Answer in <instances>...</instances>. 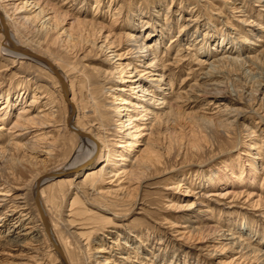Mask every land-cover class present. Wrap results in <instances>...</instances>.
Segmentation results:
<instances>
[{"label":"rangeland","instance_id":"obj_1","mask_svg":"<svg viewBox=\"0 0 264 264\" xmlns=\"http://www.w3.org/2000/svg\"><path fill=\"white\" fill-rule=\"evenodd\" d=\"M3 4L34 21L30 31L8 24L19 46L66 73L78 105L74 123L104 142L89 167L75 176L64 169L40 186L68 264H264V0ZM133 32L153 45L159 61L151 72L149 59L132 53ZM2 39L0 264H60L32 181L76 161L78 136L67 126L57 78L6 56ZM126 63L146 84L163 71L172 85L164 95L154 86L164 106L133 123L141 108L113 104L116 95L139 98L131 82H121L125 73H113ZM90 105L95 111L84 116ZM24 226L34 231L10 242Z\"/></svg>","mask_w":264,"mask_h":264},{"label":"bare ground","instance_id":"obj_2","mask_svg":"<svg viewBox=\"0 0 264 264\" xmlns=\"http://www.w3.org/2000/svg\"><path fill=\"white\" fill-rule=\"evenodd\" d=\"M3 1L4 0H0V15L2 16L3 21H4L5 25L8 28V31H9V39H8L7 43L11 47H16V46H19V45H18V43L16 41V37L14 35V32H13L12 28L9 26L8 23L15 24V22H18V23H20L22 25L23 28H25V30L30 31L35 26L33 24L34 21H32L30 18H27L25 15H22V17H21V15H17L14 11L13 12H9V9L7 8L6 4H3ZM256 1L263 2V0H256ZM24 6L25 5L22 4L20 6V8H23ZM40 28H42V26ZM37 31H39V28H38ZM0 33H3L2 29H1V26H0ZM145 37H143L140 34H138V32L137 33L133 32V34L130 35L129 40L132 43V47L131 48L134 50L133 52L132 51L131 52L135 54V56H134L135 58L137 57L138 59H141L140 60L141 63L143 62L144 59H146V58L149 59V62L146 65L145 68H149V69L151 68L150 69V72H151V71L154 70L153 68L156 67V64L158 63L159 60L157 59L158 57L155 54L154 49L152 48L153 45L148 43L146 41ZM3 39H4V34H3ZM3 39H2V42H1V44H2L1 48H2L3 52L5 51V55L6 56H8L9 58H13V59H25V60H28V61H32V62L40 65L44 69L48 70L50 73H52L49 69H47L42 63H40L36 59H34V58L30 57V56H27V55H25L23 53H20L19 51L14 50V49L10 48V46L4 45L3 44ZM74 47H75V45H72V48H74ZM38 55H40V54H38ZM41 56H43L46 59H48L55 67H57L62 72V74L64 76V79H65V82H66V89H67V92L69 93V100H70V102H71V104L73 106V109H74L73 125L78 130H80L82 132V134H78V133L75 132L77 134V136H78V141H79V146H80V149L78 151L79 152L78 153L79 158L76 161H74L72 164H70L69 166L64 167L63 169L57 170L56 172H51L49 174H44V176H42V177L40 175H36L35 178H34V181H32V182H34L33 185H32L33 187H35V184H36V182L39 179H42L44 181L57 179L58 175L60 176V174H64L66 172V171H64V169L71 170V171H67V173H71L72 171H75L74 176L77 175L79 173L78 170H80V169L82 170V169H85L86 167H89V165H91V164H89V162L91 160H93V159H98L101 156L102 150H104V142H102V140L94 133L93 130L86 129L83 126H79V125H76V123H74V118H75V115H76L75 113H76V110L78 109L77 108L78 105H76V103H75L74 96L70 95V90H69V86H68V83H67L66 73H64V71L62 69H60V67L56 64V62L52 58L47 57L46 55L44 56L43 54H41ZM130 64L131 63H126L124 68L120 69L117 72L114 71L113 73H116V74H119V73L124 74L125 73V75H126L125 77L126 78H123L121 80V82H131L132 85H130V87L132 86L131 87L132 93L137 94L139 96V98L137 99V102H132L130 100L128 102L127 99L120 98V95H116L115 98H113V99H117V100L113 104L119 105L121 103L122 104L129 103L130 105H134L136 108H141V111H140L141 114L132 117V119H133L132 123H133L134 121L141 120L142 118H146L147 119V116H149L150 114H152V116H154L156 114L157 110H160L164 106V104H165L164 98L165 97L164 98L157 97L155 95L154 86L155 87H159L160 85L163 86L164 87L163 88L164 92H163L162 95H164V94H168L170 92V90H172V85L170 84V82H168L167 80L164 79V77H165L164 72L163 71H157V70H155V71H157V74H151V73L149 74V75H155L153 77H150V79H149V81L152 82L154 84V86H152L149 83L146 84V83H144L142 81L144 75L142 73H140V71H138V67H136V66H132L131 67ZM129 67H131V68H129ZM114 68H116V66ZM96 74L101 75L102 73H100V71L97 70ZM109 74H111V73H109ZM119 78H121V77H119ZM90 79L93 80V77H90ZM59 85H60V83H59ZM122 86L123 85H121V86L117 85L115 90H119V91L123 90L124 87H122ZM60 89H61V86H60ZM167 91H169V92H167ZM61 92H62V90H61ZM89 93L92 95V94L95 93V90L92 89V90L89 91ZM5 97L7 99V96H5ZM0 99H4V98L2 96H0ZM64 101H65V99H64ZM6 106L7 105H5L4 107H6ZM66 107H67V112H68L69 107L67 106V103H66ZM117 108L119 109V111H122L123 113H124V111H128L129 110L126 106H118ZM25 111H28V110H25ZM94 111H95V106L94 105L93 106H91V105L87 106L85 108V110L83 111V115L88 117L89 114L94 112ZM5 113L6 112H4V114ZM125 115H126V113H125ZM143 116H145V117H143ZM125 121H128V120H125ZM125 121H120V123L122 125H126ZM38 124H40V123L38 122ZM18 126L21 127L22 129H25L24 125L21 124V123L18 124ZM135 143H136V141L133 142V145H135ZM32 150H34V149H32ZM45 176H46V178H45ZM38 194H39V197H40V200H41L43 211L45 212V214H46V216L48 218L47 209H46V206L44 205V201H43V191L40 190V187L38 188ZM22 209H24V208H22ZM20 214L23 216L25 213L22 214V212H21ZM19 221H21V220H19ZM63 225H64L65 228H67V231H68L69 235H71V237H73L72 232H70V230H69L72 226H70L68 224H64V223H63ZM42 226H43V223H42ZM25 229H28V231L26 233H24V234L21 233V232H17V233L14 232V231L11 232L10 236L8 237V240L10 242H13V243H18L19 240H20V236L31 234L34 231V227L33 226H24L22 228V230H25ZM43 230H44V226H43ZM44 232H45V230H44ZM45 235H46V232H45ZM53 235H54L55 240L58 242L60 248L62 249L63 255L65 257L64 250H63L61 242L58 241V239L55 237L54 233H53ZM47 238H48L51 246L53 247V251L56 254V256L59 259V262L61 264L62 261H61L59 255H58L55 247L53 246V244L50 241L48 236H47ZM96 249H98V251L101 250L100 248H96ZM65 259H66V257H65ZM66 261H67V259H66ZM67 263H68V261H67Z\"/></svg>","mask_w":264,"mask_h":264},{"label":"water","instance_id":"obj_3","mask_svg":"<svg viewBox=\"0 0 264 264\" xmlns=\"http://www.w3.org/2000/svg\"><path fill=\"white\" fill-rule=\"evenodd\" d=\"M0 26H1L2 32L4 34L3 44L6 46H10L7 43L8 39H9V31H8V28L5 25L1 15H0ZM10 48L36 59L37 61L42 63L47 69H49L57 77V79L60 83V86H61L63 97L67 103V106L69 107L68 112H67V117H66L67 126H68L69 130L74 131L78 134H82V132L80 130H78L76 127H74V125H73L74 109H73V106L69 100V93L67 92L66 82H65V79H64L62 72L57 67H55L48 59H46L45 57H43L41 55H38L37 53L31 51L28 48L21 47V46H16V47L10 46ZM45 178H46V176H45ZM43 183H44V180L39 179L36 182L35 187L32 188L33 199H34L35 205L39 211L40 218L42 220L46 235L49 237L50 241L52 242L53 246L55 247V249H56V251H57V253H58V255L62 261L61 264H68L64 255H63L62 249L60 248L58 242L54 238V235H53V232L51 229V225H50L48 218H47V216H46V214L42 208L41 200H40V197L38 194V188Z\"/></svg>","mask_w":264,"mask_h":264}]
</instances>
